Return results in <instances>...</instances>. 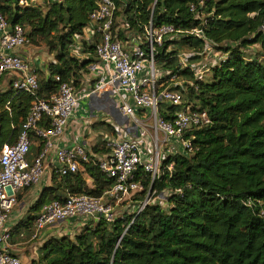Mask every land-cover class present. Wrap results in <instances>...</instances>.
Here are the masks:
<instances>
[{"label":"trees","instance_id":"16d2710c","mask_svg":"<svg viewBox=\"0 0 264 264\" xmlns=\"http://www.w3.org/2000/svg\"><path fill=\"white\" fill-rule=\"evenodd\" d=\"M113 2L114 27L124 42L142 38L151 22L153 27L171 25L176 30L200 28L216 45L224 57L201 79L181 69L180 51L173 48L198 51L201 40H164L155 55L157 70L169 72L159 80L158 91L169 87L182 95L179 106L160 103V117L169 120L175 111L189 108L206 112L211 124L184 135L192 152L169 157L164 165L172 163L171 172L163 170L152 183L138 169L135 181L145 188L140 195L150 187L155 196L167 192L166 209L155 202L139 214L123 213L112 223L85 222L73 235L44 241L32 264H264V220L257 215L258 203L264 201V0H205L196 9L200 17L189 10L198 0ZM96 5L97 0H0L8 25L21 26L29 45L42 43L54 58L47 77L36 73L35 95L12 86L0 92V152L17 142L32 101L57 91L56 76L81 88L95 61V44L83 34ZM77 37L85 58L72 52ZM172 76L174 82L185 83L171 86ZM82 169L63 178L55 175L19 227L32 233L38 212L51 201L67 195L101 197L111 188L113 182L96 165L83 164Z\"/></svg>","mask_w":264,"mask_h":264},{"label":"built area","instance_id":"2783aa9c","mask_svg":"<svg viewBox=\"0 0 264 264\" xmlns=\"http://www.w3.org/2000/svg\"><path fill=\"white\" fill-rule=\"evenodd\" d=\"M32 1L36 3V0ZM204 1L198 0L197 5L189 6L196 17H200L196 9L203 7ZM114 9L113 0H97L95 10L89 15L90 25L83 34L86 41L95 44V61L88 66L89 74L98 75L101 66L111 67L108 79H101L89 88L75 89L56 76L57 91L47 99L32 101L17 142L4 146L0 152V264H22L20 259L6 251L11 239L6 222L18 203V193L41 181L46 170V155L53 148L54 141L63 135L81 100L92 97L99 99L111 93L114 96L113 105L125 123L113 126L111 133L101 136L103 152L99 155L89 154L79 145L69 149L56 148L58 165L54 174L63 178L77 173L83 164L92 163L113 184L101 197L67 195L62 201L54 200L43 205L34 220L30 235L32 241L37 240L46 228L70 220L79 221L81 226L88 221L112 223L116 218L115 208L124 199L145 191L144 186L135 181L138 169L149 175L152 183L163 170L171 172L173 164L164 165L169 157L192 152L190 140L184 135L211 124L206 112L189 108L175 111L169 120L160 117L159 104L179 106L182 95L169 87L158 91L159 80L168 76L169 72L161 70L160 73L157 70L155 55L164 40L181 36L201 40V50H186L177 55L181 69H188L195 79H201L224 57L216 51V45L204 36L200 28L176 30L171 25L153 27L151 22L144 29L142 38L131 37L124 42L117 37ZM80 41L81 37H77L72 50L77 56L81 49ZM27 45L29 42L23 28L19 25L10 27L0 13V83L4 75L10 74L13 90L35 95L39 88L36 71L26 59L10 53ZM200 58L204 59L201 61ZM205 59L210 61L203 62ZM175 79L176 76L170 78L173 85H181L174 82ZM137 110L146 112L150 125L136 118ZM32 139L42 142L43 148L29 161L27 158ZM146 193V200L136 214L149 203L158 202L161 205L159 198L163 194L157 196L158 200L149 202L151 187ZM257 215L264 220V201L258 203Z\"/></svg>","mask_w":264,"mask_h":264},{"label":"crops","instance_id":"0c3cea01","mask_svg":"<svg viewBox=\"0 0 264 264\" xmlns=\"http://www.w3.org/2000/svg\"><path fill=\"white\" fill-rule=\"evenodd\" d=\"M39 50L40 49L34 48L32 46H25L19 49L11 50L10 53L19 55L26 59L39 77H47L48 64L54 62V58L53 55H49L45 49H42L41 51ZM78 56H80V58H85V56L80 53ZM111 72V67L101 66V72L98 73V75L88 74L84 76L81 87L89 88L93 85V83L96 84V82L101 79L107 80L109 73ZM11 82L12 76L10 74L4 75L0 83V92H6L10 88ZM102 99L111 106L109 107L108 111L92 108L93 102H95L93 100H98L95 97L86 98L79 102L77 109L68 121V125L65 128L63 135L54 141L53 148L50 149L46 155V170L41 181L29 189L20 191L17 195L18 203L10 213L6 222L7 228L12 230L11 239L8 246L6 247V251L12 256L20 259L22 264H32V261L37 258L38 248L47 239L51 237H60L64 234H75L78 231L77 229L81 226V223L78 221H71L67 223V227H64L66 223H63V225L61 224V226L59 225L56 227H49L43 230L40 233L39 238L34 241L31 240V233L29 234L28 231L19 227L27 217L29 208L39 198L43 188L51 186L53 179L56 178L54 177V170L58 165L55 156L56 148L69 149L79 145L83 147L89 154L99 155L103 152V150L101 152L100 149L101 136L104 134L107 136L109 132L111 133L113 126L125 123L113 105L112 99H114V96L111 93H106ZM82 101L84 102L82 103ZM136 115L139 116V118L143 121H145L144 118L147 116L144 110H137ZM99 124L101 127L98 128ZM42 148V142L38 140L32 141L29 158L32 160ZM94 149H99V152L95 153ZM80 170H83L82 167ZM127 207H129L128 204L124 205L122 203L120 207H116V209L123 210Z\"/></svg>","mask_w":264,"mask_h":264},{"label":"rangeland","instance_id":"374dc122","mask_svg":"<svg viewBox=\"0 0 264 264\" xmlns=\"http://www.w3.org/2000/svg\"><path fill=\"white\" fill-rule=\"evenodd\" d=\"M36 2L40 4V3H41V0H36ZM27 46H32V47H33V45H27ZM34 48L40 49L39 51H41L42 49H45V50L47 51V49L44 47V45H43L42 43H41L39 46H34ZM173 48L177 49V50L180 51V52H186V48H185V47H182V46H180V45H179V46H176V47H173ZM173 48H171V49H173ZM252 52H256V48H253ZM47 53H48V52H47ZM48 54H49V53H48ZM49 55H50V54H49ZM203 59H204V58H200L199 60L202 61ZM208 61H210V60L205 59L203 62H208ZM158 71L161 73V70L158 69ZM206 77H208V75H207ZM178 83L182 84V83H185V82L183 81V79H180V80H178ZM171 86H174V85L172 84ZM93 101H95V102H93V105H92V108H94V109L98 108V109L103 110V111H108V110H109V107H111V106L109 105V103L105 102L102 98H99L98 100H93ZM83 102H84V101H82V103H83ZM96 105H97V106H96ZM146 117H147V116H146ZM136 118H137V119H140L139 116H137V115H136ZM144 119H146V120H145L146 122H144L145 124H148V125L151 124V121H150V120H148L147 118H144ZM99 127H101L100 124L98 125V128H99ZM80 171H81V170H80ZM85 179L87 180V185H88L89 187H92L91 180H90L88 177H86V176H85ZM146 196H147V193H146L145 196H142V195H140V192H139V193H136V194L131 195V196H130L129 198H127V199H124V200L119 204L118 207H120V205H121L122 203H123L124 205L128 204L129 207H127V208H125V209H123V210H117V209L115 208L116 210H115L114 213H115L116 217L122 215L123 213H125L126 215H130V214L136 213L137 210H138V208L141 206V203H143V202L146 200ZM166 196H168V193H167V192H164V194L162 195V197L159 198V202L161 203V206H162L164 209H166L167 206H168V204H167V202H166V199H165ZM149 197H150V200H151V201H149V202H153V201L158 200V199H157V196H155V195L153 194V192L149 195ZM62 225H63V224H62ZM58 226H59V225H58ZM60 226H61V224H60ZM64 227H67V223L64 225ZM78 229H79V228H78ZM64 235H66V234H64ZM71 235H73V234H71Z\"/></svg>","mask_w":264,"mask_h":264}]
</instances>
